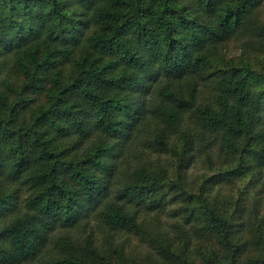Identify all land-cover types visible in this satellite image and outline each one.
<instances>
[{"label":"trees","instance_id":"16d2710c","mask_svg":"<svg viewBox=\"0 0 264 264\" xmlns=\"http://www.w3.org/2000/svg\"><path fill=\"white\" fill-rule=\"evenodd\" d=\"M231 42L247 62L264 51V0H0V264H102L119 234L169 240L164 222L185 247L215 233L227 257L206 264H264V238L262 259L241 260L244 218L185 175L230 148L237 167L203 174L205 187L247 173L262 197L264 75L236 59L218 68ZM178 147L176 167L165 155Z\"/></svg>","mask_w":264,"mask_h":264},{"label":"rangeland","instance_id":"374dc122","mask_svg":"<svg viewBox=\"0 0 264 264\" xmlns=\"http://www.w3.org/2000/svg\"><path fill=\"white\" fill-rule=\"evenodd\" d=\"M225 53L221 58L216 59L215 63L218 68L228 66L230 60H235L233 66L241 67L242 65L250 64L251 68L264 75V51L258 54V56L251 62H247L245 58H240L241 52L234 42H231L224 48ZM229 63V64H228ZM5 76L7 83L11 84L16 90H20L24 84V76L22 74H16L12 70L7 73L5 69ZM51 77V74H48ZM49 80V79H48ZM47 80V81H48ZM260 87V86H259ZM1 88L4 86L1 84ZM10 100L17 99V93H9ZM25 98H32L30 105L36 107L45 103L46 96L44 93H37L33 95H25ZM192 122V121H191ZM241 145V143H240ZM178 147L177 149H179ZM230 148L226 149L224 155L225 162L219 164L218 159L214 160L215 168L209 170V166L204 164V161L193 162V168L185 173L186 178L191 185V188L198 192L203 187L205 192V198L222 214H225L232 220L236 217H243L244 224L236 226L233 230L234 242L241 245L240 258L245 261L248 259H262L263 258V238H264V187L261 189L260 194L257 195V189L254 186V178L251 174L237 175L221 183L220 186H216L212 191L205 187L206 177H202L207 173L210 177L222 175L228 173L232 169L236 168L240 154H230ZM243 149V144L241 145ZM141 153V150L137 151V154ZM172 159V162L177 167L179 162L182 163L181 149L178 151L170 152L169 155H165ZM217 165V166H216ZM228 177V175H227ZM175 179V178H174ZM175 181V180H173ZM171 181V182H173ZM181 186H184L181 183ZM181 187H175L173 192L181 193ZM236 218V219H235ZM164 222V221H163ZM91 226H95V222H91ZM154 226V225H153ZM143 228L140 229V235L138 234H119L115 244H117L116 250L109 251L106 248L100 250L99 260L102 264H183V259H188L192 264H206L207 256L216 252L223 260L227 257V252L222 248L217 240L216 234L213 232L192 234L197 240L196 244L185 247L183 240L184 236L181 231L175 230L167 222L159 224V228L166 231L170 239L164 240L156 232L150 231L149 235L143 233ZM145 230V228H144ZM90 232V228L83 230L82 227L73 230L71 233L78 238L85 237ZM101 235L98 237L100 238ZM120 243L121 245H118ZM123 244L124 247H121ZM93 264V262H91Z\"/></svg>","mask_w":264,"mask_h":264}]
</instances>
